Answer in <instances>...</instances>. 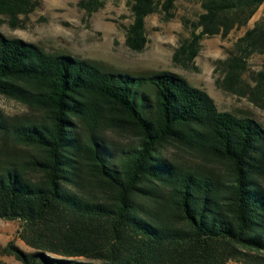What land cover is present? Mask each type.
I'll return each mask as SVG.
<instances>
[{
	"label": "trees",
	"instance_id": "obj_1",
	"mask_svg": "<svg viewBox=\"0 0 264 264\" xmlns=\"http://www.w3.org/2000/svg\"><path fill=\"white\" fill-rule=\"evenodd\" d=\"M177 0H126V44L141 51L145 19ZM190 37L173 61L193 60L203 37L245 28L221 63L227 85L264 52V0H196ZM34 0H0L15 26ZM87 14L102 0H80ZM199 30V32H197ZM220 63V62H219ZM0 96L40 114L0 116V220L18 221L1 256L19 264H260L264 255V129L220 112L213 99L169 72H108L0 33ZM109 131L130 139L111 145ZM34 155L15 158L3 143ZM183 153L170 158L165 151ZM0 264H4L0 262Z\"/></svg>",
	"mask_w": 264,
	"mask_h": 264
},
{
	"label": "rangeland",
	"instance_id": "obj_2",
	"mask_svg": "<svg viewBox=\"0 0 264 264\" xmlns=\"http://www.w3.org/2000/svg\"><path fill=\"white\" fill-rule=\"evenodd\" d=\"M34 1L35 9L27 16H18L15 26L8 17L0 15L3 36L33 44L46 53L89 61L108 72L135 76L151 72L176 74L190 86L205 91L218 111L250 118L264 129V52L253 53L245 59L244 70L232 86L227 85L221 63L235 52V42L245 28L233 30L225 38L205 36L193 60L180 64L173 61L175 49L190 37L192 23L201 11L196 0H177L169 14L157 4V10L145 19L146 43L141 51L131 50L126 44V31L132 23L126 0H102V6L90 14L79 8L80 0ZM253 23L250 20L246 28ZM0 116L14 122L36 120L40 114L16 100L0 96ZM99 136L111 145L131 141L109 131ZM3 145V151L15 158L34 155L28 148L5 145V142ZM165 155L183 157V153L172 149L165 151ZM18 229V221L0 220V247L12 241L22 251L32 252L18 239ZM262 258L260 264H264V255ZM0 262L19 264L11 256L0 255ZM227 264L241 263L229 261Z\"/></svg>",
	"mask_w": 264,
	"mask_h": 264
},
{
	"label": "crops",
	"instance_id": "obj_3",
	"mask_svg": "<svg viewBox=\"0 0 264 264\" xmlns=\"http://www.w3.org/2000/svg\"><path fill=\"white\" fill-rule=\"evenodd\" d=\"M261 16H264V3L260 6V8L257 10V12L253 15L251 21H256L259 19ZM252 26H249V28Z\"/></svg>",
	"mask_w": 264,
	"mask_h": 264
}]
</instances>
